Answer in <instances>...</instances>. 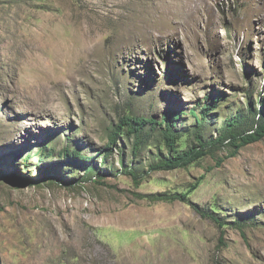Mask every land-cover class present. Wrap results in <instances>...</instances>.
Segmentation results:
<instances>
[{"label": "rangeland", "instance_id": "obj_1", "mask_svg": "<svg viewBox=\"0 0 264 264\" xmlns=\"http://www.w3.org/2000/svg\"><path fill=\"white\" fill-rule=\"evenodd\" d=\"M179 111L208 154L160 168L162 127L123 121ZM262 112L264 0H0V264H264V139L219 140Z\"/></svg>", "mask_w": 264, "mask_h": 264}, {"label": "trees", "instance_id": "obj_2", "mask_svg": "<svg viewBox=\"0 0 264 264\" xmlns=\"http://www.w3.org/2000/svg\"><path fill=\"white\" fill-rule=\"evenodd\" d=\"M215 105H206L203 112V117L198 120L197 127L202 129L204 126V122L208 118V113L211 108ZM181 111L177 113L173 112H165L162 121H156L155 119H146L143 117H127L123 124L126 126H130V130L133 133L139 134L142 133V130L148 124H159L163 130V136L169 149V156L162 160L159 163L160 168L166 169H176L179 167H187L193 163L198 162L200 159L205 157L208 154L206 150L209 146V143L205 141L202 135V130L197 134V142L198 145L191 146L186 149H179L178 140L181 138L178 130L176 129L177 122L181 117ZM241 128L240 119L237 118L232 120L231 123L228 125V129L225 133L221 135L219 140H229V146L231 149V155L236 156L238 154V150L243 146L248 144L260 141L264 139V112L260 113L259 119H256L255 123L252 125L251 129L247 131L239 130ZM122 130L123 127L120 126ZM114 140V139H113ZM81 153L79 152H72L69 148H65L62 150V157L71 159H80L82 162L88 161V158H84L80 156ZM91 164H93L91 162ZM129 173L134 176V182L137 186L141 184V180L137 178V173L135 171L129 170ZM137 196L139 198H148L152 202L158 201H183L188 202V193L183 192H176V193H168V192H160V193H153V194H144L138 193ZM210 216V215H208ZM212 217V216H211ZM214 217V216H213ZM216 218V217H215Z\"/></svg>", "mask_w": 264, "mask_h": 264}, {"label": "bare ground", "instance_id": "obj_3", "mask_svg": "<svg viewBox=\"0 0 264 264\" xmlns=\"http://www.w3.org/2000/svg\"><path fill=\"white\" fill-rule=\"evenodd\" d=\"M172 15H180V14L174 13ZM182 15H183V13H182ZM181 26H182L181 23L178 26H176L175 32H177ZM125 28H126L125 31H127L126 32V34H127L126 38H127V41L129 43L134 41V39L137 37V35H139V34L141 35L142 31H149V32H153V30L157 31V32L162 31L161 24H157V23L150 22V21H148V23L146 22V24H138V23H134V22H129L125 26Z\"/></svg>", "mask_w": 264, "mask_h": 264}]
</instances>
